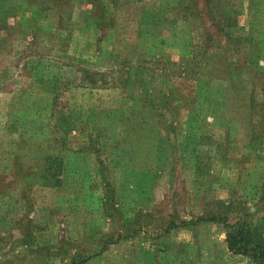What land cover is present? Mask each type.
<instances>
[{
	"label": "rangeland",
	"instance_id": "rangeland-1",
	"mask_svg": "<svg viewBox=\"0 0 264 264\" xmlns=\"http://www.w3.org/2000/svg\"><path fill=\"white\" fill-rule=\"evenodd\" d=\"M53 1L0 0V264H264L227 243L229 223L264 220L259 0H61V19ZM234 26L254 38L246 66L226 50ZM142 59L156 61L153 110L120 88ZM54 95L69 133L46 119ZM48 129L66 145L49 187L28 180Z\"/></svg>",
	"mask_w": 264,
	"mask_h": 264
},
{
	"label": "trees",
	"instance_id": "trees-1",
	"mask_svg": "<svg viewBox=\"0 0 264 264\" xmlns=\"http://www.w3.org/2000/svg\"><path fill=\"white\" fill-rule=\"evenodd\" d=\"M89 1L94 2V3L98 2V0H89ZM206 1L209 2V0H206ZM53 2H54L53 6L55 7V9H57L58 17L60 15V19H61L64 16L63 7H61L62 1L54 0ZM30 5H33V4L30 2ZM256 8L257 9L259 8L258 9L259 13L262 12L264 14V0H259V2H256L255 5H253L252 11L255 10ZM45 9L46 8H44L43 10ZM184 10H185L184 18L186 20H189L190 18L196 19V16H195L196 14H194L190 6L185 7ZM92 17L94 18L93 19L94 23L101 18L100 19L102 21L101 24H103L102 26H104L105 16L101 14L97 15V14L92 13ZM220 30L222 29L220 28ZM239 30L243 31L241 28L234 26L232 27V29H230V32L226 34V38H227L226 40L227 42H229V45H230L226 47V50L234 51L236 55L240 53V56L242 57L241 60L245 61V66H246L251 61V57H252L251 49H252V42L254 38L252 37V34L251 36L250 35L242 36L241 33H239ZM103 41H105V37L101 39V42ZM209 47L210 45L208 44V48ZM200 50H201V44L194 45L192 49L193 57H191V59L184 58L182 60V61H185L184 71H189L188 74L196 70L195 66L193 68H191V66H193V61L198 57V53ZM259 50H260V47H259ZM247 55L248 57H246ZM124 63L125 65L124 64L122 65V70L119 73V77L121 78V82H122V85H120V88L123 89V91L125 90L130 91V89L136 88L134 89L133 92H131L132 93L131 98L135 97L133 99V102H134V104L132 105L133 108H137L140 105V103L144 102L146 104L145 106L147 109L149 108L153 110L155 107V103L151 98L150 99H148L149 97L147 98V93H148V90L151 89L149 87H152V85L155 83L154 79H155V75L157 74V71H155L154 69H151V67L155 65L156 61L151 60V59H148V60L142 59V60H136V62H133L132 60H129V61L127 60ZM229 66H232V64H230ZM245 66L243 65L242 66L243 68H240V66H238L236 67L235 70L237 71L244 70ZM256 69H257V72L259 73V69L258 68ZM248 71L252 75V77H255L258 74L252 68H250ZM195 75H196V78L199 77L197 76V74ZM147 76L149 77V80L147 79ZM43 82H46V81H43ZM47 82L48 83L51 82L54 85V82L51 80H47ZM137 85H140L141 87L145 88V93H144V97H146L145 100L141 98L143 95L142 94L143 91L141 90L139 92V88H137ZM197 86H198L197 89H201L200 83H197ZM146 88H149V89H146ZM198 96L200 97L199 92H198ZM57 100H58L57 95L56 96L54 95L52 99H50L51 101L50 113L51 114L49 115V117L46 115L48 117L46 119L48 120V122H50L51 121L50 117H52L51 124L54 123V125L56 126L55 131L58 126L59 127L61 126L65 128L63 130L65 133L67 132L69 133L70 126L67 123H70L69 122L70 117L64 114L62 111H59V107H58L59 104H57L56 102ZM126 104H127V100L125 99L124 103L121 106L113 108L112 110L124 109ZM255 104L257 105V103ZM252 106L253 107L255 106L253 102H252ZM263 115H262L261 122L259 123V127L263 126V121H264ZM54 116H57L56 123L54 122ZM127 120L128 119L123 120L120 118L119 122L125 123V121ZM111 123L115 127H120L119 125L116 124V120H114L113 117H112ZM64 124L66 125L64 126ZM114 126L112 127V132L116 131ZM120 128L123 131V128L122 127ZM72 129H74V127H72ZM60 130L62 131V128ZM46 132H45V137H46V134L48 136L49 133H52V131H50L49 129L46 130ZM50 142L52 143V146L54 149H52ZM46 143H47V151H45V153H47V155L44 157L45 163L42 168L36 170L35 174L31 173L28 176V180L29 182L31 180L32 184H39V185L47 186V187L58 186L62 183V180H63L62 179L63 173H64L63 168L65 166L64 165L65 163V152L64 151L66 150V145L63 144L61 141L58 142L57 140H54V141L53 139L50 140L49 136H48V139H46ZM246 216H249V218L244 217L243 219L236 220L232 224L230 223L228 224L230 228V232L228 233V238H227L228 249L234 255H242L243 257L249 259L250 261L262 262L264 260V220H258L257 222H255L251 218V215H246Z\"/></svg>",
	"mask_w": 264,
	"mask_h": 264
},
{
	"label": "crops",
	"instance_id": "crops-1",
	"mask_svg": "<svg viewBox=\"0 0 264 264\" xmlns=\"http://www.w3.org/2000/svg\"><path fill=\"white\" fill-rule=\"evenodd\" d=\"M25 8L28 10V8H29V7H27V5H26V7H25Z\"/></svg>",
	"mask_w": 264,
	"mask_h": 264
}]
</instances>
